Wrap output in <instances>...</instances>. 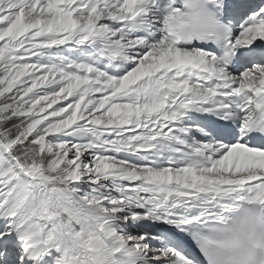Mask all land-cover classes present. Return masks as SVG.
<instances>
[{
  "label": "snow or ice",
  "instance_id": "obj_1",
  "mask_svg": "<svg viewBox=\"0 0 264 264\" xmlns=\"http://www.w3.org/2000/svg\"><path fill=\"white\" fill-rule=\"evenodd\" d=\"M0 264H264V0H0Z\"/></svg>",
  "mask_w": 264,
  "mask_h": 264
}]
</instances>
